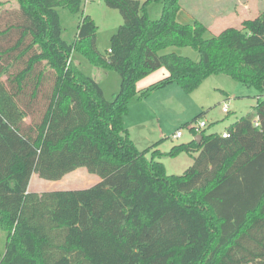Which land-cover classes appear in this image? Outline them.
Segmentation results:
<instances>
[{
  "label": "trees",
  "instance_id": "trees-1",
  "mask_svg": "<svg viewBox=\"0 0 264 264\" xmlns=\"http://www.w3.org/2000/svg\"><path fill=\"white\" fill-rule=\"evenodd\" d=\"M14 1L17 11L0 29V264H264V99L255 106L257 126L241 117L225 138L203 130L200 143L150 158L123 124L134 97L174 83L190 92L225 74L262 91L264 16L205 39L199 21L177 22L180 0H102L123 20L104 56L88 15L72 44L62 39L57 9L78 14L83 0ZM153 2L162 6L155 21L147 14ZM169 47L196 49L199 61L160 54ZM73 51L119 75L111 101L73 63ZM161 68L162 79L137 90ZM180 152L193 164L167 175L157 159ZM78 168L100 181L28 190L33 174L57 181Z\"/></svg>",
  "mask_w": 264,
  "mask_h": 264
},
{
  "label": "rangeland",
  "instance_id": "rangeland-1",
  "mask_svg": "<svg viewBox=\"0 0 264 264\" xmlns=\"http://www.w3.org/2000/svg\"><path fill=\"white\" fill-rule=\"evenodd\" d=\"M137 1L143 4L148 0ZM180 7L176 15L177 22L192 25L195 20L199 21L206 27L203 35L205 39L217 36L226 28L240 29L244 19L264 16V0H180ZM17 8L14 0H0V29L11 21ZM161 9L160 3L149 4V18L158 20ZM57 12L62 39L68 44L76 40L81 16L88 15L97 25L95 47L104 56L109 52L111 36L123 22L118 10L108 8L102 0H83L78 14H72L64 8H58ZM171 53L193 62H198L200 58L199 52L191 47H169L160 52L161 55ZM71 59L83 74L99 84L106 100L114 98L120 86V77L114 70L94 66L78 51L72 52ZM165 75V69L156 70L140 79L136 88L138 91L143 90ZM259 99H264V82L262 91H259L255 86L243 84L225 74L210 75L190 92L174 83L152 91L147 97H134L123 116V124L139 151L150 148L146 154L150 158L154 150L168 153L174 146L190 143L194 139L190 127L199 121L206 123L204 133L210 135L226 132L241 117L250 116L254 119ZM224 104L228 106L227 113L221 110ZM194 118L197 120L193 122ZM177 131L182 136L173 138ZM154 144L155 148L152 147ZM157 160L164 165L167 175L175 176L183 175L193 164L192 156L185 152L173 157L165 155ZM94 179L99 178L88 173L85 168H78L57 181L43 180L33 174L29 188L36 193L85 189L95 184ZM5 242L6 234L0 229V258L5 252Z\"/></svg>",
  "mask_w": 264,
  "mask_h": 264
},
{
  "label": "built area",
  "instance_id": "built-area-1",
  "mask_svg": "<svg viewBox=\"0 0 264 264\" xmlns=\"http://www.w3.org/2000/svg\"><path fill=\"white\" fill-rule=\"evenodd\" d=\"M221 110L223 113H227L228 112L227 104H224ZM254 124L256 126L258 125L257 119H254ZM205 127H206V123L204 121H199L194 126H191L190 129L193 131L194 137H196L197 135H200L201 131H203ZM181 136H182L181 132L177 131L173 136V138H180ZM221 136L223 138L227 137L228 136L227 131L221 133Z\"/></svg>",
  "mask_w": 264,
  "mask_h": 264
},
{
  "label": "crops",
  "instance_id": "crops-1",
  "mask_svg": "<svg viewBox=\"0 0 264 264\" xmlns=\"http://www.w3.org/2000/svg\"><path fill=\"white\" fill-rule=\"evenodd\" d=\"M244 20H246V19H244ZM244 20H242L241 21V23L244 21ZM73 61V60H72ZM74 63V62H73ZM165 74H166V71H165ZM254 119H256V118H254ZM75 171H77V169L75 170ZM75 171H73V172H75ZM73 172H71V173H73ZM36 175V174H35ZM32 177V176H31ZM98 177V176H97ZM99 178V177H98ZM30 181H31V179H30ZM100 181V179H98V180H96V179H94V182L95 183H97V182H99ZM29 184H30V182H29ZM28 190L30 191V192H35V191H31L30 190V188H29V186H28Z\"/></svg>",
  "mask_w": 264,
  "mask_h": 264
},
{
  "label": "water",
  "instance_id": "water-1",
  "mask_svg": "<svg viewBox=\"0 0 264 264\" xmlns=\"http://www.w3.org/2000/svg\"><path fill=\"white\" fill-rule=\"evenodd\" d=\"M201 138H202L201 135H197L196 137H194L193 140H194L196 143H200Z\"/></svg>",
  "mask_w": 264,
  "mask_h": 264
}]
</instances>
